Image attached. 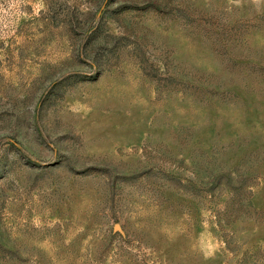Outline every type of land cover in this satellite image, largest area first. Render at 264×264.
<instances>
[{"label":"rangeland","instance_id":"1","mask_svg":"<svg viewBox=\"0 0 264 264\" xmlns=\"http://www.w3.org/2000/svg\"><path fill=\"white\" fill-rule=\"evenodd\" d=\"M0 264H264V0H0Z\"/></svg>","mask_w":264,"mask_h":264}]
</instances>
